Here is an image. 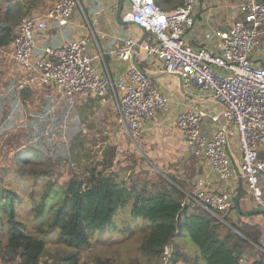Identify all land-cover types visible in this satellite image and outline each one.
<instances>
[{
	"label": "built area",
	"instance_id": "1",
	"mask_svg": "<svg viewBox=\"0 0 264 264\" xmlns=\"http://www.w3.org/2000/svg\"><path fill=\"white\" fill-rule=\"evenodd\" d=\"M123 1L122 21L135 25L143 35L120 38V44L109 51L130 63L121 77L113 80L95 70L93 61L102 52L87 55L84 37L43 47L35 54L37 34L48 28L47 20L64 26L77 5V0H56L43 15L23 14L8 41L12 60L22 73L15 85L17 91L54 88L70 105L83 98L106 105L114 98L120 122L130 136L138 137L148 122L167 110L169 102L156 81L132 65L131 53L138 46L140 54L158 61V73H177L184 79V91L216 101L219 113L211 119L223 123L211 136L202 132L208 112L196 106L177 114L179 134L194 157L210 162L219 180L232 179L236 166L238 181L252 203L264 209V66L254 61L264 36V0H241L238 16L230 25L225 29L210 25L197 44L190 40L197 0H179L172 10H165L155 0ZM209 42H215V51ZM211 184L208 177L198 178L181 205L205 210L229 225L220 213L235 209L236 193L212 192ZM257 248L264 255V246ZM238 263L244 260L240 258Z\"/></svg>",
	"mask_w": 264,
	"mask_h": 264
},
{
	"label": "trees",
	"instance_id": "2",
	"mask_svg": "<svg viewBox=\"0 0 264 264\" xmlns=\"http://www.w3.org/2000/svg\"><path fill=\"white\" fill-rule=\"evenodd\" d=\"M30 1L36 0H6L4 11L0 8V49L7 47L18 26L14 16L23 11L24 2L32 5ZM155 1L161 5L159 1L165 3L169 0ZM32 153L30 157L41 158L36 152ZM19 154L17 152L13 166L0 172V261L5 259L3 264H79L80 251L91 248L103 236L96 237L93 243L90 232H116L114 218L129 202L131 216L144 220L135 226L142 224L146 228L138 248L149 264H239L247 250L259 253L248 264H264V255L256 247L261 245L259 237L244 234L235 225H227L205 210L183 207L181 203L186 197L184 184L170 175L158 174L156 183L137 180L128 185L118 171L106 174L86 167L81 173L88 175L87 180L80 176L81 173H73L63 184L49 182L39 200L34 199L33 194L29 199L36 218L45 212L47 201H53L49 221L33 232L19 217L24 198L4 182L8 173L13 172L22 182L32 179L35 185L40 179L51 177L50 167H26L30 157L23 158ZM242 195L243 188L240 187L236 191L240 214L243 213L240 206ZM223 218L229 224L228 217ZM127 230L129 228L123 232ZM176 234L188 235L198 248V254H188L178 248L174 244ZM51 238L71 251L48 262L43 255ZM168 246L169 252L166 250ZM96 264L142 263L138 259L125 263L104 257L97 258Z\"/></svg>",
	"mask_w": 264,
	"mask_h": 264
},
{
	"label": "crops",
	"instance_id": "3",
	"mask_svg": "<svg viewBox=\"0 0 264 264\" xmlns=\"http://www.w3.org/2000/svg\"><path fill=\"white\" fill-rule=\"evenodd\" d=\"M41 2H43V0H36L34 2L30 1V4L32 3V5H26V2H24L23 11L25 14L43 15L46 12L40 13V11H38L40 10L39 6L41 5L38 4ZM46 2L47 1H44L45 4ZM178 2L179 0H169L160 4L165 10H172L178 5ZM240 2L241 0H197L195 28L190 33L191 43L197 44L201 38V34L207 30L210 25H218L224 29L227 28L233 19L238 16L237 8ZM125 10L126 3L123 0H77V5L73 8L69 22L66 25L59 26L56 22L47 20L48 28L37 34L35 54H39L40 49L43 47L56 46L65 40H77L84 37L87 40L85 46V53L87 55H95L99 53V51L102 52V56L93 61L95 70L100 75L110 76L113 80H116L122 76L126 69L129 68L130 63L123 62L114 55H110L109 51L120 44V38H138L132 24L125 23L121 19V15ZM118 13L120 21L117 20ZM140 35L141 36L139 37L141 38L143 32H141ZM208 44L212 51L216 50L217 46L215 42H209ZM263 45L264 36L261 39L259 46L260 50L257 49L254 55V61L259 65L264 64ZM4 49H0V59L2 63L8 67L5 68L8 81L6 87L9 88V92L12 95L8 100L10 101L9 111L11 112V116L6 120L8 131L14 132L15 129L20 127L16 121H26L28 116L29 118H32V120L28 123L29 125L25 124V126H30L34 131H40L42 125V128L46 129L50 127L51 123H54L53 117L55 116V113L53 111L56 109L60 114L64 112L66 114L70 113V116H72L71 118H74L73 120L75 123H82L85 121L86 126L82 131L87 128V122L95 125L94 129H89L90 133L88 135V139L90 140V143H92L93 148L99 147L111 139L115 140L114 144L117 146L120 144L122 145L126 137H131L120 122L117 103L114 98L110 99L106 105H102L90 98L77 100L70 105L68 99L62 97L54 90V88L25 87L24 89L17 91L15 85L22 76V73L14 63L13 65L15 67L9 68V61L12 57L10 54L6 57L7 54ZM143 58V54L139 53L137 63L139 59ZM154 63L155 65L152 64L148 67L151 70L148 74L155 75L158 73L155 67L158 63ZM169 81L170 83L172 82L170 79ZM159 89L168 97V108L166 111L160 113L155 121L148 122L138 137H141L140 145H144L152 156L160 158L161 163L166 164L168 160L172 159L173 155L171 154L174 153V151L170 150L171 148H173V150L175 149V152L179 155L181 152V145L183 143H180V137H175L176 128L174 127L176 124V116L182 110L193 104L197 108L204 109L208 112L209 117L202 126V132L205 136H211L214 130L218 128L223 121H214L211 119V117L219 113L220 108L214 99H206L197 102L187 98L184 94L183 97L179 90L178 82L176 90H168L162 85ZM195 93V91L191 92L193 95H196ZM57 94L59 96H57ZM19 102H22V105H20ZM50 116L51 119L49 120L48 118ZM46 120L48 121V124L44 123ZM60 122L61 119L58 122V128L60 127ZM96 132L98 134H96ZM53 139H55V137H53ZM105 145L102 146L104 147V151L108 148ZM154 152H158V156L155 155ZM160 152H164V154H160ZM178 165V171L180 174L184 173V178H181L180 180L179 176L175 175L174 177L177 181L184 184L186 194L194 190L195 182L198 178L208 177L212 183L211 191L215 193H236L237 189L242 187L243 195H245V197H243V195L241 196L240 206L242 205L245 208L253 209L254 204L252 203L249 194L246 193L244 187L238 181L236 166H234L235 176L230 179L231 181L224 182L217 178L210 162L205 158L195 157L193 161L188 163L186 156H183L178 161ZM167 171L174 174L173 172L175 170ZM257 209L253 211H256ZM253 211L244 212L252 213ZM262 242H264V237L261 236L260 244ZM262 245L264 246V243H262ZM254 253L256 252L252 251L244 254L247 264L253 258Z\"/></svg>",
	"mask_w": 264,
	"mask_h": 264
},
{
	"label": "rangeland",
	"instance_id": "4",
	"mask_svg": "<svg viewBox=\"0 0 264 264\" xmlns=\"http://www.w3.org/2000/svg\"><path fill=\"white\" fill-rule=\"evenodd\" d=\"M44 1H47L46 4ZM55 1L56 0H43V2L38 4H41L39 6L40 10L38 11H40V13L47 12L53 7ZM159 2L161 3L162 1ZM0 3V8L4 11L6 0H0ZM23 13L24 11H21L14 16L16 26ZM132 26L134 31H136V36L140 38L139 36H141L140 34L142 30L135 25ZM146 38H148V35ZM4 51L7 54L6 57H8L10 54L9 49L6 47ZM143 57V59L138 60V65L145 72L150 73L149 71L151 70L148 68L149 64H154V62L158 61L151 57H145V54H143ZM11 59L9 61V68L15 67L13 65L14 62ZM5 68L8 67H6L0 59V172L13 166L17 152H19V155H22L23 158L30 157L31 154H33L32 152H36L41 157L39 160L30 157L31 161L25 164L26 167L30 165L35 166L38 169H41V167H50L51 177L43 178L42 180L40 179L35 185H33L34 180L32 179L22 182L13 172L8 173V177L4 182L8 187L16 189L21 194V197L24 198L22 202L23 207H20L21 209L19 210V217L33 232L37 227H42L49 221L48 215L50 214L53 201L48 200L45 206V212L40 217L36 218L31 209L29 199L31 194H33V198L39 200L49 182L56 184L55 181H58V185L61 183L63 184L71 178L73 173L79 175V173H81L86 167H90L93 170H102L106 174H110L111 171L114 170L118 171L120 172L121 178L126 181L128 185H130L132 181L137 180H149L150 182L153 181L156 183L157 179L155 178H157L158 174L176 175L179 176V179L181 180V178H184V173H179L178 161L183 156H186L188 163L195 158L184 144L183 139L179 135L176 124L174 127L176 128L175 137H180V143L183 144L181 145L182 148L180 155L175 152V149H170L171 151H174V153L171 154L173 155L172 159L168 160L166 164L161 163L160 158L152 156L144 145H140L141 137H126L124 143L118 146L114 144L115 140L111 139L99 147L93 148L92 143H90V140L88 139V135L90 133L89 129H94L95 125L87 122V128L82 131L86 126L85 121L82 123H75L73 120L74 118H71L72 116H70V113L66 114L64 112L60 114L56 109L53 111L55 113V116L53 117L54 123H51L50 127L43 129L42 125L40 127L42 131L34 132L30 126H25V124H28L32 120V118H29L28 116L26 121H16L20 127L15 129L14 132H10L7 129L6 120L11 116V112L9 111L10 101L8 100L12 95L9 92V88L6 87L8 81ZM169 79L172 81L171 83ZM177 82L176 77H164L156 80L158 87H161L162 85L168 90H176ZM181 95L183 96V93H181ZM57 96L59 95L57 94ZM19 104L22 105V102H19ZM191 105L194 106L193 104ZM51 116L48 118L49 120L51 119ZM60 119V127L58 128V122ZM44 123L48 124V121L46 120ZM96 134L98 133L96 132ZM53 137H55V139H53ZM103 145L108 147L105 151L104 147H102ZM154 154L158 156L159 153L154 152ZM160 154H164V152H160ZM235 157L238 159L237 153H235ZM167 170L175 171L173 172L174 174H172ZM84 174L85 173H81L80 176L84 180H87L88 175ZM229 181L231 180L224 182ZM55 195L58 198V193L56 191ZM243 197H245V195H243ZM255 209H257L255 205L253 206V209H248L241 205V210L244 211L250 212ZM244 211L240 214L236 209H233L229 212H223L220 214L228 217L229 225H235L244 234H248L253 238L259 237V239L261 236L264 237V213L257 211L256 213H251L245 216L244 213L246 212ZM114 220L116 221L115 225L117 226L115 229L116 232L110 233L108 230H104L101 233H98V231L90 232L92 233L90 236L93 243L96 237L103 236L91 248L80 251L79 264H96L97 258L104 257L119 259L123 262L125 261V263L138 259L142 264H149L147 260L143 258L142 253L138 248L146 232V228L142 224L135 226L138 222H144V220L139 218L135 219L131 216L130 202L119 209ZM40 222H42V225ZM126 228H129V230L123 232V229ZM54 239L55 238L48 239L46 251L43 255L48 262H51L58 256H64L71 251L64 245L58 244ZM174 244L188 254H198V248L186 234H176ZM166 250L169 252V246ZM249 252L250 251L247 250L244 254ZM258 256V252L253 254L254 258H257ZM241 258L244 260L243 264H247L244 255L241 256ZM4 261L5 259L0 261V264H3Z\"/></svg>",
	"mask_w": 264,
	"mask_h": 264
},
{
	"label": "water",
	"instance_id": "5",
	"mask_svg": "<svg viewBox=\"0 0 264 264\" xmlns=\"http://www.w3.org/2000/svg\"><path fill=\"white\" fill-rule=\"evenodd\" d=\"M120 12V11H119ZM119 13L117 15V20H119ZM139 55V48L138 46H135L134 49L132 50V53H131V62H132V65L134 66V68H136L138 71H140L141 73H143L144 75H146L147 77H149L151 80L153 81H156L160 78H164V77H176L177 80H178V87H179V90L181 93H183L187 98H190L192 100H195L197 102H201V101H204L206 99H213L212 97H208V96H196V95H193L191 93H188L186 91H184L183 89V82H184V79L181 75L177 74V73H173V72H163V73H158V74H155V75H151V74H148L147 72H145L137 63V57ZM234 204H235V208L237 211H239V205H238V199L237 197L234 198ZM257 211H260L262 213H264V209H261V208H258V210L256 211H253L252 213H256ZM251 213H244L245 216L249 215ZM170 245V244H169Z\"/></svg>",
	"mask_w": 264,
	"mask_h": 264
}]
</instances>
